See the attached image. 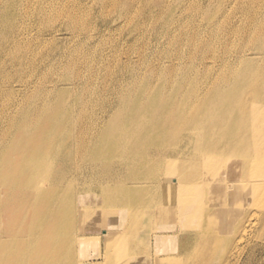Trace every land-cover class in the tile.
Here are the masks:
<instances>
[{"label":"bare ground","instance_id":"1","mask_svg":"<svg viewBox=\"0 0 264 264\" xmlns=\"http://www.w3.org/2000/svg\"><path fill=\"white\" fill-rule=\"evenodd\" d=\"M34 4L0 0V264H248L264 0Z\"/></svg>","mask_w":264,"mask_h":264},{"label":"rangeland","instance_id":"2","mask_svg":"<svg viewBox=\"0 0 264 264\" xmlns=\"http://www.w3.org/2000/svg\"><path fill=\"white\" fill-rule=\"evenodd\" d=\"M35 4L34 6H32L31 8L28 9V11H32L34 13H38V9L35 8L36 2L38 0H34ZM51 16V15H50ZM215 16H217V14H215ZM50 25H59L60 22L58 21V19L53 20L52 22L49 23ZM61 45V43H59ZM109 48V47H108ZM44 50H46L47 52H49L48 54L52 56V54L55 52L53 51V46L50 45L47 48H43ZM106 50V49H105ZM103 233V231H102ZM249 239L252 240V242H250L252 245H254L255 247L251 250H253V253L251 252V250L249 251L248 246L250 244H248L246 241H242L244 249H243V254H242V259L246 260L248 264H264V229H262L261 231L257 232L256 234L252 235L249 237ZM104 247V242L102 239H99L97 242H90L86 248L87 251V255L88 254H92L96 251H100L102 250ZM154 250V247H151V250ZM226 253V251H224ZM250 257V258H248ZM91 262H95L96 260L93 258L89 259ZM216 264H220V262L216 263Z\"/></svg>","mask_w":264,"mask_h":264}]
</instances>
